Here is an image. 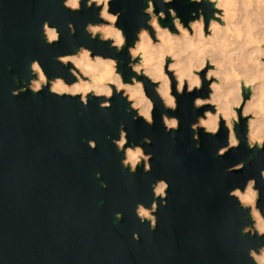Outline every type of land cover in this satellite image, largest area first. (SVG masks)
<instances>
[{
	"label": "water",
	"instance_id": "obj_1",
	"mask_svg": "<svg viewBox=\"0 0 264 264\" xmlns=\"http://www.w3.org/2000/svg\"><path fill=\"white\" fill-rule=\"evenodd\" d=\"M144 7V0H111L110 11L121 12L118 27L127 46L147 19L142 17ZM169 7L187 24L189 13L203 5L174 0L164 6L166 13ZM97 12L95 7L70 12L62 0H0V264H251L247 249L264 240L240 236V228L249 223L247 213L227 193L255 177L264 211L258 176L264 153L253 156L242 141L239 148L217 157V149L226 145L222 122L214 137L200 129L199 148L194 147L197 141L189 125L211 109L194 110L192 101L207 97V82L199 92L179 95L177 110L167 112L180 120L174 139L163 129L165 110L147 81V94L155 102L151 127L141 118L132 119L135 113L126 111L129 105L120 95L111 98L110 108L101 109L103 98H89L85 107L79 97L60 98L47 88L36 95L30 90L11 94L22 86L14 81L28 80L32 60L39 61L49 79L60 76L73 82L55 57L80 46L122 61L118 71L129 81L134 74L127 67V46L116 53L84 31L86 24L102 22ZM45 21L59 30L58 43H45ZM69 23L74 35L68 33ZM161 24L171 28L170 19ZM121 124L129 144L151 139V144L141 145L146 154L152 153L149 173L142 166L134 175L121 167L123 153L112 144ZM236 131L242 138L244 120ZM89 140L95 141V149L88 147ZM242 160L247 161L243 170L225 172ZM159 179L169 184L167 203L160 207L157 199V227L150 231L147 222L136 218L135 207L150 206V186ZM116 213L122 214L119 221ZM133 233L139 234L138 241Z\"/></svg>",
	"mask_w": 264,
	"mask_h": 264
},
{
	"label": "clouds",
	"instance_id": "obj_2",
	"mask_svg": "<svg viewBox=\"0 0 264 264\" xmlns=\"http://www.w3.org/2000/svg\"><path fill=\"white\" fill-rule=\"evenodd\" d=\"M144 2L146 7L142 9V17L147 19L138 28L132 46H127V37L118 27L121 12L113 14L110 11L111 0H62V6L70 12H79L82 7L98 9L97 18L102 22L88 23L84 31L90 39L107 43L116 53L127 46V67L134 74L129 81H124L118 71L122 61L93 54L91 49L80 46L74 53L55 57L57 63L67 68L73 82L68 83L60 76L49 79L39 61L32 60L28 65V80L14 81L22 86L11 94L16 96L30 90L36 95L47 88L50 94L60 98L79 97L85 107L89 98H103L98 105L101 109L110 108L111 98L120 95L129 105L126 111L135 113L132 119L141 118L151 127L155 123V102L147 94V81L165 110L160 117L163 129L174 139L180 120L167 112L177 110L179 95L199 92L207 82V97L196 96L192 101L194 110L206 106L211 109L206 108L189 125L192 139L197 141L194 147L199 148L200 129L214 137L222 122L227 132L226 145L217 149V157L239 148L242 141L253 156L264 153V0H187L189 4L203 5L189 13L192 19L187 24L174 8L169 7L167 13L164 11V6L174 0H158L159 12L156 11V0ZM167 19L171 21V28L161 24ZM67 28L69 35L75 34L71 23ZM42 35L48 45L59 42V30L47 21L42 24ZM241 120L245 121L242 138L236 131ZM112 144L123 153L121 167L130 174L134 175L141 166L145 174L151 171L152 153L146 154L141 146L151 144L150 138L144 137L140 144H129L121 124L118 139H113ZM88 147L95 149V141L89 140ZM251 159L249 156L248 160ZM246 163L245 160L237 162L225 172L241 171ZM99 175L96 174L97 178ZM258 176L260 185L264 186V168L259 169ZM257 183L255 177L248 178L242 187H233L227 195L241 212L247 213L249 223L240 228V236L264 240V211L259 207L261 188ZM106 186L101 184V187ZM150 187L153 196L150 206L137 203L135 216L141 224L147 222L149 230L154 231L157 199L160 207L166 206L169 184L159 179ZM121 218V213L115 214L116 221ZM139 238L138 233L132 234L133 240ZM247 256L251 264H264V244L249 247Z\"/></svg>",
	"mask_w": 264,
	"mask_h": 264
}]
</instances>
